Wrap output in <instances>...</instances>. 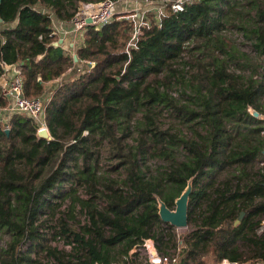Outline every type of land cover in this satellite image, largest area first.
I'll list each match as a JSON object with an SVG mask.
<instances>
[{
  "label": "trees",
  "instance_id": "trees-1",
  "mask_svg": "<svg viewBox=\"0 0 264 264\" xmlns=\"http://www.w3.org/2000/svg\"><path fill=\"white\" fill-rule=\"evenodd\" d=\"M94 1L0 0V76L1 63L20 64L27 98H41L47 83L77 66L84 68L78 76L62 78L54 89L45 112L50 140L39 136L36 120L17 112L8 118L2 112L0 230L9 232L11 240L1 249L0 264L38 263L24 246L36 240L45 196L71 177L80 161L79 182L96 190L100 183L89 162L93 161L90 146L100 134L116 144L127 177L120 187L117 181L102 183L107 206L89 208L90 225L70 241L74 253L47 249L57 264H112L111 249L122 245V255L128 257L149 239L160 254L167 255L174 236L160 227L157 200L160 197L174 210L190 179L188 215L201 201L206 210L196 229L182 236L178 264H264V121L249 112L252 108L260 117L264 113V80L242 82L219 58L231 49L220 37L227 19L224 7H230V1L198 0L182 13L168 11L161 24L152 21L150 27L141 28L135 46L129 45L135 22L117 16L101 29L85 32L75 63L61 47L53 46L52 20L43 8L70 21L79 2ZM248 5L254 12L249 21L252 28L241 30L254 36L253 47L264 57V0ZM190 46L208 55V65L202 61L198 65L205 72L192 79L197 82L198 109L175 103L168 91L179 76L183 78L174 65ZM9 105L0 88V107ZM159 106L171 108L183 120H200L206 133L178 140L169 131H160L152 117ZM137 111L143 112L142 129L136 145L124 147L115 123L124 124ZM178 143L188 160L169 166L162 177H147L145 162L167 159ZM256 167L257 173L252 174ZM229 168L234 169L232 176L218 180ZM240 243L250 248L242 251ZM130 264L140 263L131 260Z\"/></svg>",
  "mask_w": 264,
  "mask_h": 264
},
{
  "label": "rangeland",
  "instance_id": "rangeland-1",
  "mask_svg": "<svg viewBox=\"0 0 264 264\" xmlns=\"http://www.w3.org/2000/svg\"><path fill=\"white\" fill-rule=\"evenodd\" d=\"M98 1L100 0L94 2ZM148 1L152 2L154 0ZM225 1H230L231 6L229 7L228 5L224 7L227 13V19L223 30L220 32V37L225 39L226 41H224L227 42L228 45H231V49L228 50L227 54L219 56V58L222 61L225 60L229 72L240 77L242 82H247L251 78L255 80H264V57L260 56L253 47L256 43L254 36L249 32L241 30V27L246 28L247 31H250L252 28L249 21H251V15L253 16L254 12H250L251 10L248 5L252 0ZM127 2L130 4L132 0H118L116 17H120L119 19L125 17L132 20L135 13H143L147 0H136L137 3L133 4V6H126ZM78 7L79 3L72 12L74 11L75 13ZM153 7H157V5H153ZM134 20L139 24L138 18ZM232 24L239 25L240 29L233 28L231 26ZM56 39L57 38L54 39V42H56ZM207 57L208 55L204 50H193V46H190L175 63L174 69L183 77L181 78L179 76L178 81L173 83L168 90L175 103L185 104L189 108L198 109L199 105L196 104L198 97L197 82L194 80L192 81V79L198 72L200 74L205 72V68L201 69L198 65L201 61L205 63L203 65H208V60H205ZM83 69V66L70 69L65 74L68 76L66 77L64 75L63 78L67 79L78 76L80 73H83ZM208 69L213 71L211 67ZM61 82L62 80L53 87L49 86V89L46 88L41 98L48 96L52 90L54 92L56 85ZM47 91L48 94H46ZM262 102L264 104V97ZM9 110V107L5 109L0 107V119L2 117L5 118L2 112L9 118L10 113H13ZM152 117L156 119L155 127L160 131H169L176 136L178 140L190 139L198 136V134L204 135L206 133L200 120H183L175 111H172L171 108L169 109L164 106L156 107L155 111L152 113ZM7 119L3 120L4 129H9L6 125ZM127 119L128 120L124 122V124L115 123L116 136L122 137V145L124 147H133L136 145L139 132L142 129L140 122H142L141 119H143V112H133ZM180 145V143L176 145L172 154L167 159L150 158L145 162L147 168L144 170L147 177H162L161 174L164 173L169 166L187 161L188 154ZM90 148L93 161L90 160L89 162L94 166L95 176L100 184L96 186V190L90 191L85 183L79 182L78 168H83L82 161H80V164L71 171L72 176L64 178L66 179L65 182L56 185V187L45 196V207L37 218L36 226L39 232L36 234V240H31L24 246V251L31 250L32 257L37 260V264H57L55 259L48 255L47 249L49 248L58 249L67 254L74 253V244H71L70 241L73 238V234L83 233L84 229L90 225L89 208L93 207L102 210L107 206L102 183L117 181L118 184L116 187L124 186L127 170L125 166L121 164V159L117 156L118 150L116 144H114L109 137L100 134L91 141ZM233 172L234 169L229 168L218 180L231 177ZM256 173L257 167L252 170V174ZM158 199L161 198L159 197ZM194 210L195 212L191 217L188 215V227L186 228H177L162 221L163 224L160 226L161 229L165 230L167 234L174 236V241L166 248L167 255H178L181 252L183 248L182 236H187L196 229V222L206 210V205L201 201L200 205ZM10 240L11 234L5 230H0V252L2 248L6 247ZM152 241L155 243L154 240ZM175 244H177V247H175ZM239 247L242 251H247L250 248L247 243H240ZM122 251V245L111 249L112 264H130L131 260L140 264H147V250L144 246L132 250L128 257L123 256ZM134 253H138L137 256H133Z\"/></svg>",
  "mask_w": 264,
  "mask_h": 264
},
{
  "label": "built area",
  "instance_id": "built-area-1",
  "mask_svg": "<svg viewBox=\"0 0 264 264\" xmlns=\"http://www.w3.org/2000/svg\"><path fill=\"white\" fill-rule=\"evenodd\" d=\"M197 1L198 0H154L149 2L147 0L144 12L141 14L135 13L132 17L136 27L129 45L135 46V41H137L142 27H150L152 21L159 25L168 11L174 14L182 13L186 10L187 6ZM116 5L117 0H100L93 3H80L73 18L69 21L72 26L70 30L64 31L52 28L51 36L54 37V39L57 38L56 42H53V45L60 46L64 40L69 38L72 41V46L77 51L83 43L85 32L89 28L99 30L114 21L117 15ZM153 5H157V7H153ZM37 9L41 8L37 7ZM135 18L139 19V24L136 23L134 20ZM89 65H91L90 68L94 67L93 63H88V66ZM1 67L3 69V74L0 76L1 96L8 99L10 103L9 111L25 114L36 120L40 124L39 131L48 129L45 120V112L52 96L37 99L27 98L24 94L21 65L1 63ZM259 119L264 121V113H261ZM5 130L6 132L9 131V129ZM148 242H151V248L148 246ZM142 246L147 250V264H178V255L160 254L156 244L151 239L146 240ZM223 264H227V262L225 261Z\"/></svg>",
  "mask_w": 264,
  "mask_h": 264
},
{
  "label": "water",
  "instance_id": "water-1",
  "mask_svg": "<svg viewBox=\"0 0 264 264\" xmlns=\"http://www.w3.org/2000/svg\"><path fill=\"white\" fill-rule=\"evenodd\" d=\"M2 22V20H0ZM61 43V42H60ZM58 45H55L57 47ZM78 56H74V62L78 63ZM89 68L91 65L88 66ZM259 119V117H255ZM9 131H7L8 133ZM39 136L44 139H51V134L48 129H43L39 131ZM264 153V152H263ZM193 192V179H190L187 183V187L182 192L180 197L175 201V210H171L166 203H164L161 199H158V208H159V216L164 223H169L172 226L177 228H186L188 227V212H189V202L190 196ZM242 216V215H241ZM242 217L236 221V225L240 223Z\"/></svg>",
  "mask_w": 264,
  "mask_h": 264
},
{
  "label": "crops",
  "instance_id": "crops-1",
  "mask_svg": "<svg viewBox=\"0 0 264 264\" xmlns=\"http://www.w3.org/2000/svg\"><path fill=\"white\" fill-rule=\"evenodd\" d=\"M129 2V1H128ZM126 3V6H133V4H136V0H132V2L129 4V3ZM83 3V2H81ZM80 4V2H79ZM117 5H118V0H117ZM116 5V6H117ZM42 8V7H41ZM117 8V7H116ZM43 13H45L51 20H52V28L53 29H59V30H64V31H68L71 29V24L69 23V21H64V20H60L58 19L54 12L50 11V10H47L45 8H43ZM54 46V45H53ZM58 47H61L65 52H67L68 54H70L72 56V58L74 59V55L76 54V49H74V47L72 46V41L71 39H66L63 41V43L58 46ZM77 55V54H76ZM80 67V66H79ZM66 76V75H65ZM68 76V75H67ZM66 76V77H67ZM64 77V76H63ZM62 77V78H63ZM62 78L58 79V80H54V81H51L49 83L46 84V88H48L49 86H54L56 83H58L60 80H62ZM49 89V88H48ZM46 94H48V91L46 92ZM54 92L52 90V92L50 94H48V96L46 97H49V96H53ZM45 97V98H46ZM245 264H251V263H245Z\"/></svg>",
  "mask_w": 264,
  "mask_h": 264
},
{
  "label": "bare ground",
  "instance_id": "bare-ground-1",
  "mask_svg": "<svg viewBox=\"0 0 264 264\" xmlns=\"http://www.w3.org/2000/svg\"><path fill=\"white\" fill-rule=\"evenodd\" d=\"M249 112L251 113V115L253 117H260V114L257 113L255 110H253L252 108L249 110ZM148 246L151 248V242H148Z\"/></svg>",
  "mask_w": 264,
  "mask_h": 264
}]
</instances>
